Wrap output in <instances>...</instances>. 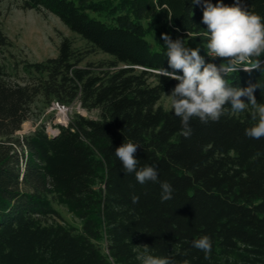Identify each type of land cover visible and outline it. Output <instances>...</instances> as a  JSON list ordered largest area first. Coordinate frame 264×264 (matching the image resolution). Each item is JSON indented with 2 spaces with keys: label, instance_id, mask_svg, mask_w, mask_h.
<instances>
[{
  "label": "trees",
  "instance_id": "16d2710c",
  "mask_svg": "<svg viewBox=\"0 0 264 264\" xmlns=\"http://www.w3.org/2000/svg\"><path fill=\"white\" fill-rule=\"evenodd\" d=\"M209 2L232 6L236 0ZM239 3L264 17V0ZM21 5L52 12L113 59L112 69L100 72L78 66L81 58L63 38L55 57L23 62L27 73L39 76L35 81L11 82L0 64V264H129L136 245L173 264L261 261L264 138L245 135L256 122L251 113L226 110L218 122L207 124L193 118L192 134L185 138L181 119L170 107L156 105L179 83L158 74L162 67L173 71L162 34L204 42L203 0L197 5L192 0H22ZM158 24L161 41L151 48L146 36ZM8 43L0 31V46ZM204 58L217 66L223 62ZM259 59L264 61V54ZM226 79L240 88L259 83L253 94L264 103V67L240 69ZM39 94L64 105L78 99L85 109H98V117L75 114L52 135L39 126L16 136ZM129 141L139 145L138 168L155 167L158 182L141 185L134 173L125 174L115 149ZM164 181L173 193L161 202ZM49 195L82 220L80 231L41 222L55 213ZM204 235L212 241L208 258L192 246ZM103 237L107 253L97 243Z\"/></svg>",
  "mask_w": 264,
  "mask_h": 264
},
{
  "label": "clouds",
  "instance_id": "9594fccd",
  "mask_svg": "<svg viewBox=\"0 0 264 264\" xmlns=\"http://www.w3.org/2000/svg\"><path fill=\"white\" fill-rule=\"evenodd\" d=\"M202 0H192V5ZM202 23L207 29L202 32V47L208 56L221 58L222 63H206L200 55L201 46L190 48L184 40H172L168 34H162L167 46L168 66L173 71L160 68V77L174 79L176 84L170 95L169 106L175 116L181 119V135L189 138L192 134L190 121L198 118L201 123L218 122L226 110L238 114L251 111V118L256 121L245 129V135L253 139L264 138V103H258L254 90L259 83L246 88L233 87L226 77L240 69L250 72L261 68L264 54V17L242 7L239 0L232 6L223 3L213 4L203 0ZM182 71L183 75H177ZM243 97L247 98L245 102ZM226 106H229L226 109ZM139 145L129 141L115 149V155L122 164L125 174H135L136 181L143 185L148 181L158 182V172L151 165L138 168L139 160L135 153ZM161 202L172 199L173 188L167 181L160 182ZM132 202L138 203L139 197L132 196ZM147 250V245H144ZM192 246L205 253L208 258L212 251V241L204 235L192 242ZM143 264H173L168 257L144 255ZM184 264H188L187 261Z\"/></svg>",
  "mask_w": 264,
  "mask_h": 264
},
{
  "label": "rangeland",
  "instance_id": "374dc122",
  "mask_svg": "<svg viewBox=\"0 0 264 264\" xmlns=\"http://www.w3.org/2000/svg\"><path fill=\"white\" fill-rule=\"evenodd\" d=\"M22 0H0V31L9 42L0 46V64L6 72V78L11 82L24 83L35 81L37 74L27 73L23 69V62L42 61L49 57H55L58 54L59 43L63 38H67L71 43L73 53L81 58L78 66L89 67L93 72L112 69L108 63L113 59L110 55L95 49L78 34L68 29L62 21L52 12L41 9L37 11L32 8H23ZM161 26L158 24L151 31L146 39L151 48H157L161 41L158 31ZM184 44L190 48L201 46L200 55L207 56L203 51V42L196 41L193 37L184 40ZM123 66V65H118ZM264 67V61L261 62ZM149 81L154 82L153 78ZM173 89L164 91L156 105L163 109H168L170 95ZM166 94V95H165ZM251 113L250 110L238 113L244 115ZM75 114L83 115L87 118L98 117V109L87 110L80 105L78 99L64 105L55 100L47 102L42 95L36 96L30 104L29 118L24 121L21 128L15 133L16 136L29 134L36 127L43 126L45 131L52 135L57 132V125H67ZM49 200L55 213L41 217L43 224H62L65 227L72 228L74 231H80L82 220L69 210L66 204L59 202L57 197L49 195ZM102 252L107 253L106 239L103 237L98 240ZM135 256L129 264H143L142 257L148 255L141 245L135 246ZM228 262H232V257H227ZM261 261L255 264H264V256Z\"/></svg>",
  "mask_w": 264,
  "mask_h": 264
}]
</instances>
